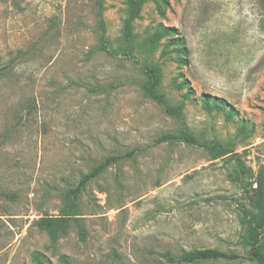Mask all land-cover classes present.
<instances>
[{
    "label": "rangeland",
    "instance_id": "rangeland-1",
    "mask_svg": "<svg viewBox=\"0 0 264 264\" xmlns=\"http://www.w3.org/2000/svg\"><path fill=\"white\" fill-rule=\"evenodd\" d=\"M96 1L0 0V264H34V251L44 264H184L165 255L197 248L241 258L195 264H256L242 234L264 167V0H149L130 54L127 0L105 1L107 51ZM160 24L186 38V64L173 35L148 42ZM146 61L162 64L161 89L184 103L192 133L232 153L155 143L183 122L143 94ZM110 156L119 158L75 198ZM71 211L86 238L72 222L53 242L39 220Z\"/></svg>",
    "mask_w": 264,
    "mask_h": 264
},
{
    "label": "trees",
    "instance_id": "trees-1",
    "mask_svg": "<svg viewBox=\"0 0 264 264\" xmlns=\"http://www.w3.org/2000/svg\"><path fill=\"white\" fill-rule=\"evenodd\" d=\"M106 0H97V23L98 32L100 38V49L108 50V38L106 36L105 21H104V10ZM149 0H127L128 14L123 21V31L121 37V49L125 54L132 53L133 44L135 40V34L133 32L134 20L139 17L140 11L143 5ZM158 3H168V0H155ZM159 11L163 14L162 8L159 6ZM173 35L170 43L175 45L179 56L181 57V63L186 64V57L190 55L189 48L186 42V38L182 35L176 34L175 29L166 27L163 24L158 25L155 31L150 35L148 42L152 47H156L159 42L166 36ZM168 53L167 48H163L161 57H164ZM143 71L145 74V81L141 85L143 94L161 104L165 111L172 116L179 118L183 124L177 132H168L161 134L155 139L156 144L163 142H184L189 145H197L205 148L210 153L212 159L225 156L232 153L233 150L228 148L225 144L220 141H206L201 140L198 136L192 133V131L185 124L184 115V103H172L166 93L162 91V64L158 61H146L143 65ZM175 80L176 88L187 87L188 82L182 81L177 83ZM221 100L219 105L223 104ZM135 150H131L127 155H132ZM119 156L107 157L103 162L97 164L92 171L81 177L78 184L70 190L75 198L79 197L81 192L85 189L87 183L93 178L97 177L103 170L109 165L114 163ZM257 184L256 195L257 197L252 200L253 205L257 210H245L244 222L247 227L242 234L243 245L248 249L249 257L256 264H264V167L258 170L255 177ZM72 222H75L81 239L86 238V231L84 225L81 223V218L76 216L73 211L68 212L64 215L57 217H43L39 220L38 225L46 230L53 242L57 241L60 237H64L69 233ZM166 259L170 263H184V264H195L203 261L210 260H237L241 256L236 253H230L222 251L217 248H197L191 251H185L179 256H172L167 253ZM32 260L34 264H44L45 256L40 251H34L32 254ZM62 260L69 264L65 257Z\"/></svg>",
    "mask_w": 264,
    "mask_h": 264
}]
</instances>
